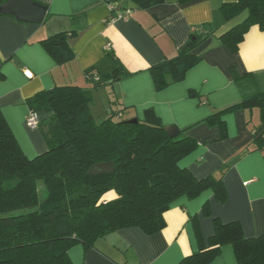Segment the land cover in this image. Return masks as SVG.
<instances>
[{
  "label": "crops",
  "instance_id": "obj_1",
  "mask_svg": "<svg viewBox=\"0 0 264 264\" xmlns=\"http://www.w3.org/2000/svg\"><path fill=\"white\" fill-rule=\"evenodd\" d=\"M2 0H0L1 2ZM48 8L41 23H26L12 15H0V111L10 125L24 154L33 159L48 151L42 127L26 124L28 100L55 86L92 88L86 71L96 65L110 45L131 73L93 91H105L109 103L117 104L122 119H144L153 109L166 127H191L198 148L180 161L197 179H205L226 164L228 193L219 202L212 190L194 199L183 197L166 213V226L152 235L139 227L118 229L99 238L92 247L73 246L68 254L73 264H181L202 247L209 246L215 219L239 221L246 238L264 234V150L245 156L240 152L256 146L264 130L258 106L225 115L228 135L221 139L218 126L203 122L207 117L241 102L242 93L234 80L252 74L257 89L264 91V31L250 28L237 52L222 44L218 35L241 22L240 16L226 21L224 3L237 0H176L151 8H140L133 0H122L113 11L107 0H33ZM129 14L126 18L118 15ZM208 25L217 35L208 38L194 53L201 61L181 82L157 90L151 68L177 56L195 27ZM77 32L69 40L75 59L59 64L42 45L58 32ZM33 73L29 79L25 70ZM198 95L192 97L190 92ZM111 101V102H110ZM115 101V102H114ZM41 122L50 112H38ZM209 206L210 213L205 212ZM210 264H237L235 249L225 245Z\"/></svg>",
  "mask_w": 264,
  "mask_h": 264
},
{
  "label": "trees",
  "instance_id": "obj_2",
  "mask_svg": "<svg viewBox=\"0 0 264 264\" xmlns=\"http://www.w3.org/2000/svg\"><path fill=\"white\" fill-rule=\"evenodd\" d=\"M121 1L107 0L117 4L113 11L121 9ZM133 1L140 8H151L167 0ZM246 11L245 19L218 35L233 53L250 28L264 31V0H237L221 6L226 21ZM216 35L217 30L208 25L195 27L176 57L151 68L156 89L183 81L201 61L194 51ZM76 37L77 32L63 31L41 43L56 62L66 64L75 59L69 40ZM130 75L116 53L107 49L86 71L92 88L55 86L30 98V110L51 113L40 123L48 151L33 159L24 154L0 111V264H73L68 252L77 244L92 247L99 238L128 227H139L148 235L163 230L166 213L183 197L194 199L210 189L219 202L228 199L223 180L229 164L201 180L180 166L199 146L188 133L191 127L179 128V135L171 138L153 109L137 122L122 119L117 112L103 121L95 119L90 110L92 89ZM233 75L241 102L203 121L218 126L221 139L228 135L224 117L229 113L258 106L264 119V91L257 89L254 76L235 70ZM190 95L198 94L191 91ZM257 150H264V136L239 157ZM103 162H113L115 172L89 174L92 166ZM110 192L115 196H108ZM205 212L210 213L208 205ZM209 240V246L181 264H210L228 244L235 249L237 264H264V234L246 238L239 221L225 224L216 218Z\"/></svg>",
  "mask_w": 264,
  "mask_h": 264
},
{
  "label": "water",
  "instance_id": "obj_3",
  "mask_svg": "<svg viewBox=\"0 0 264 264\" xmlns=\"http://www.w3.org/2000/svg\"><path fill=\"white\" fill-rule=\"evenodd\" d=\"M48 8L33 0H8L0 6V13L14 16L17 20L26 23H41L45 20ZM137 122L138 119L129 120ZM167 134L174 138L179 135L180 129L178 126H169L166 128ZM264 135L262 130L258 137ZM115 165L113 162H103L92 166L89 174H107L114 173Z\"/></svg>",
  "mask_w": 264,
  "mask_h": 264
},
{
  "label": "rangeland",
  "instance_id": "obj_4",
  "mask_svg": "<svg viewBox=\"0 0 264 264\" xmlns=\"http://www.w3.org/2000/svg\"><path fill=\"white\" fill-rule=\"evenodd\" d=\"M247 15L248 13L246 11L245 13L240 15L239 18L242 21ZM118 108L119 106L117 104L113 105L109 103L108 95L105 91H93V101L90 104V110L97 121H103L104 119L112 116L114 112H117ZM115 119L118 120L120 118H117V116H115ZM108 196H115V193L110 192Z\"/></svg>",
  "mask_w": 264,
  "mask_h": 264
},
{
  "label": "built area",
  "instance_id": "obj_5",
  "mask_svg": "<svg viewBox=\"0 0 264 264\" xmlns=\"http://www.w3.org/2000/svg\"><path fill=\"white\" fill-rule=\"evenodd\" d=\"M110 5H111L112 10H114L117 7L116 3L110 4ZM129 13H130L129 10L126 11L125 15L120 13L118 15V18H126V16ZM106 49H110V45H108ZM24 75L29 79L33 78V73L28 69L24 71ZM40 123H41V120H40L38 112L30 110L28 117L26 119V124L31 128H37L40 126Z\"/></svg>",
  "mask_w": 264,
  "mask_h": 264
}]
</instances>
